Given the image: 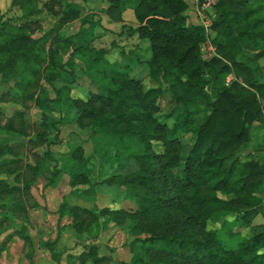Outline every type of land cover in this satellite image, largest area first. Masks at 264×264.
I'll use <instances>...</instances> for the list:
<instances>
[{"label": "trees", "instance_id": "16d2710c", "mask_svg": "<svg viewBox=\"0 0 264 264\" xmlns=\"http://www.w3.org/2000/svg\"><path fill=\"white\" fill-rule=\"evenodd\" d=\"M107 1L105 13L114 21H122L127 8L134 10L137 25L129 28L130 35L149 41L151 55L145 63L155 85L145 88L143 79L130 76V64L109 62L98 54L92 45L96 37L84 33V15L73 1L12 0L10 9L20 14L6 19L0 9V84L18 89L0 96V171L14 176V182L0 178V260L16 236L25 242L29 257L35 253L28 198L38 176L50 169L28 161L29 155L39 156L23 148L46 144L44 156L53 158L51 130L59 132L58 122L74 112V121L81 127L87 121L90 134L121 143L113 174L96 183L117 184L129 204L91 208L66 200L57 210L60 233L67 226L82 233V227L107 216L115 225L130 221L134 236L131 259L119 264H264V227L241 237L233 249L225 247L217 229L208 228L229 216L251 228L264 209V159L239 152L255 123L264 121V80L256 77L264 69L259 64L264 58V0H220L211 39L217 54L210 60L202 57L208 34L190 0ZM45 12L57 15L47 30L41 20ZM81 18V29L74 34L63 30ZM77 54L84 59L85 73L99 83V90L86 98L72 96L78 76L67 65L76 66ZM229 75L233 79L227 83ZM47 85L55 90L54 97ZM166 91L175 100L167 116L172 124L161 116ZM3 102L17 105L16 110L7 114ZM30 102L43 109L39 129L27 120ZM200 102L207 113L198 124ZM184 134H191L188 146ZM53 166L51 186L62 172ZM88 180L75 171L70 186L76 190ZM60 233L40 244L56 264H62L56 249ZM227 235L236 234L228 230ZM111 259L97 244H85L80 254L67 255L66 264H106Z\"/></svg>", "mask_w": 264, "mask_h": 264}, {"label": "rangeland", "instance_id": "374dc122", "mask_svg": "<svg viewBox=\"0 0 264 264\" xmlns=\"http://www.w3.org/2000/svg\"><path fill=\"white\" fill-rule=\"evenodd\" d=\"M47 0H41L44 2ZM76 4H80L81 15L84 17L83 20L86 21L83 27L84 33L93 34L96 38L93 40L92 45L98 50V54H103L109 62H119L121 64H130V76L139 77L144 80L145 88L155 85L149 75L148 68L145 66V62L137 64L138 58L148 59L151 55L149 41L147 39H140L138 34L133 36L130 35L129 28L135 27L137 25V20L134 15V10L132 8H127L125 16V21L123 23L121 31L113 32L109 29L108 25L110 20H107L103 11L90 7L89 3H96L99 0H82L83 4L78 2L79 0H69ZM12 0H0V9L4 13V18L15 17L20 14V11L11 10ZM58 6L56 9L58 11ZM98 10V12H97ZM57 16V15H56ZM45 12L41 17L43 27L45 30L50 28L55 22H57V17ZM82 18L77 19V23L73 25L70 22L64 26L63 30L70 34H74L75 31L81 29ZM88 18V20L86 19ZM40 32L36 33L35 36H39ZM75 59L76 66L67 65L69 72L74 70L77 73L78 79L72 85V96L78 98H86L90 92H95L99 90V83L92 81L91 77L85 73L86 64L81 56ZM83 55V54H82ZM84 56V55H83ZM68 55H64L65 60ZM85 57V56H84ZM131 58V59H130ZM259 64L264 68V58L259 60ZM256 77L258 79L264 80V69L256 72ZM57 85V84H56ZM49 88L50 96H55V90L52 86L47 85ZM59 86V85H57ZM18 92L17 87L13 86L12 83L1 85L0 84V96L4 92ZM162 115L166 117V121L169 124L173 123L171 117H167L168 114L175 107L174 97L169 91H166L162 97ZM200 107V114L198 124L201 123L207 113L206 107L202 102L198 104ZM2 106L6 108L7 114H11L16 110L17 105L11 102H3ZM19 106V105H18ZM65 111V110H64ZM43 109H40L34 102H30V108L26 110L27 120L30 125H34L36 129L41 128L40 124L43 121ZM72 113V114H71ZM66 121L58 122L59 132L56 129H52L50 136L53 137V143L49 146L51 151V159L45 158L44 151L47 150L48 146L46 144H41L37 148H32L31 146L23 148L25 153L32 154L35 152L37 158L34 155H29L28 161L36 164L42 162L50 170L49 174L42 177L40 174L37 181L30 189V197L28 198V203L31 206L29 213L32 209L41 207L43 203V191L52 187L57 192H64L67 194L66 198L62 201L70 200V203L81 205L84 207L97 206L99 208L112 207L118 208L126 206L129 203H124V189L114 184L112 186L106 184L96 183L102 179L110 177L113 172V164L116 161L117 154L121 148V143L118 139L114 137L110 138L102 134H90V128L88 127L87 121L83 127L79 126L74 121V112H71ZM50 115L62 116L60 113L50 112ZM60 120V119H59ZM50 131V130H49ZM57 134V138L54 135ZM17 137V136H15ZM22 139V137H17ZM183 142L188 146L192 140L191 134L183 135ZM16 139V138H15ZM81 147L82 150L77 149ZM242 157H251L252 159L262 160L264 159V121L255 123L251 128V138L249 142L242 147L239 151ZM26 157V156H25ZM119 160H122L121 156H118ZM61 168L62 172L55 178V185H47L49 179L51 180V172L54 173L55 165ZM82 171L86 176H88V182L82 184L77 189L74 190L70 186V175L75 171ZM7 177L10 182H14V176H7L6 173L0 171V178ZM231 196V195H227ZM43 198V199H42ZM70 198V199H69ZM260 198L264 206V189L260 193ZM61 202V203H62ZM131 204H134L133 202ZM30 220V216H29ZM227 225H224V222ZM50 225L51 221H48ZM130 221H127L123 225H115L107 216H101L98 222H91L89 226L82 227V233H78L73 227L67 226L63 230L68 234V238L73 236L75 243L72 242V247H62V242L56 246L59 252L61 262L64 261L66 264L67 255L72 252V254H80L85 249V244H97L100 247V253L105 256H111V260L107 261L106 264H119L120 260L129 261L131 259L132 253L129 249V243L134 239L128 229ZM264 227V209L255 217L253 221V227L240 226L234 221L233 216L227 217V219H222L218 223H211L208 225L209 229H217L220 239L223 240L224 245L227 249H233L237 246L241 237L248 236L253 233V231L261 230ZM61 233L58 228L53 233L55 238L60 233V239L62 238ZM228 230L235 232L234 237H229L227 235ZM55 238H49L48 240H53Z\"/></svg>", "mask_w": 264, "mask_h": 264}, {"label": "crops", "instance_id": "0c3cea01", "mask_svg": "<svg viewBox=\"0 0 264 264\" xmlns=\"http://www.w3.org/2000/svg\"><path fill=\"white\" fill-rule=\"evenodd\" d=\"M78 2L83 4L82 0H79ZM87 4L90 5L92 9L95 8L103 11L101 14H104L107 20H110L108 27L113 32H120L123 23H127L124 16L126 11H124L122 14V21H114L109 17V15H107V13H105V9H107L109 6V2L107 0H99L96 3L87 2ZM190 9L191 11H193L192 8ZM76 23L77 20L73 21V25ZM141 62H146V59L140 60L138 58L137 64H140ZM144 64L146 66V63ZM55 191L56 190L52 187L45 189L43 191L44 199L42 198L43 203H41V207L39 206L37 208H34L29 213V230L35 241V253L33 254V256H28V247L25 245V242L21 238L16 236L10 241L7 249L3 252L0 260L1 264H56V262L52 259L49 249L40 245L41 242L47 241L49 238H55L53 233L57 232L55 231L58 228L57 210L61 202L66 198L67 194H65L64 192H59V190L57 192ZM68 201L70 202V200ZM48 221H51L52 224L50 225ZM63 223H66V221L64 220ZM61 235L62 238L60 239V243H63L61 246L68 248L72 247L71 243L75 241V238L73 236L68 238V234L65 233L64 230L62 231ZM3 237H1L0 239H2ZM61 263L64 264L65 262L62 261Z\"/></svg>", "mask_w": 264, "mask_h": 264}, {"label": "built area", "instance_id": "2783aa9c", "mask_svg": "<svg viewBox=\"0 0 264 264\" xmlns=\"http://www.w3.org/2000/svg\"><path fill=\"white\" fill-rule=\"evenodd\" d=\"M191 7L195 12L199 24H201L206 33L208 34L207 40L204 41L201 45L202 57L205 60L212 59L216 53V47L212 43L211 39L214 32L213 22L217 17L216 7L220 0H190ZM233 79V75L227 77V83Z\"/></svg>", "mask_w": 264, "mask_h": 264}]
</instances>
